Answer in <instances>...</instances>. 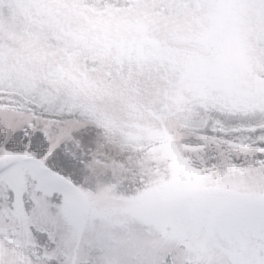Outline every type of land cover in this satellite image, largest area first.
Listing matches in <instances>:
<instances>
[{
	"label": "snow or ice",
	"instance_id": "1",
	"mask_svg": "<svg viewBox=\"0 0 264 264\" xmlns=\"http://www.w3.org/2000/svg\"><path fill=\"white\" fill-rule=\"evenodd\" d=\"M0 264H264V0H0Z\"/></svg>",
	"mask_w": 264,
	"mask_h": 264
}]
</instances>
